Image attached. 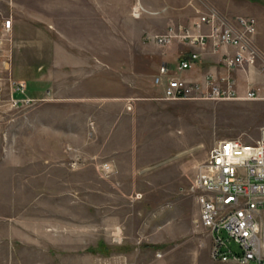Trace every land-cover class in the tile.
Wrapping results in <instances>:
<instances>
[{"label": "rangeland", "instance_id": "obj_1", "mask_svg": "<svg viewBox=\"0 0 264 264\" xmlns=\"http://www.w3.org/2000/svg\"><path fill=\"white\" fill-rule=\"evenodd\" d=\"M52 1L0 0V264H232L209 258L187 188L216 141L264 127V0L221 3L233 15L207 7L256 27L257 55L238 72L250 81L235 88L257 90L253 101L158 100L152 74L176 57L161 62L174 42L139 33L154 13L140 0H98L107 18L67 22ZM9 15L27 23L25 45L10 42ZM65 42L69 66L52 68Z\"/></svg>", "mask_w": 264, "mask_h": 264}, {"label": "built area", "instance_id": "obj_2", "mask_svg": "<svg viewBox=\"0 0 264 264\" xmlns=\"http://www.w3.org/2000/svg\"><path fill=\"white\" fill-rule=\"evenodd\" d=\"M140 10L133 6L131 16L136 17ZM3 28L9 30L8 20L4 21ZM254 34L251 19L236 17L226 20L210 9L197 13L185 26H173L163 34L145 35L143 39L154 45L167 46L176 42L197 50L180 54L172 67L158 66L152 76L153 85L161 88L157 99L258 100L254 89H247L238 96L237 82L230 75L249 66L253 56L257 55ZM217 54L216 63L223 68L224 74L207 73L200 82L178 76ZM12 87L16 93L24 91L21 83ZM9 101L14 106L20 102L12 96ZM187 193L197 205L196 224L209 240L208 256L211 260L264 264V127L258 129L255 139L216 141L205 159L195 166Z\"/></svg>", "mask_w": 264, "mask_h": 264}, {"label": "crops", "instance_id": "obj_3", "mask_svg": "<svg viewBox=\"0 0 264 264\" xmlns=\"http://www.w3.org/2000/svg\"><path fill=\"white\" fill-rule=\"evenodd\" d=\"M201 1L203 3H200L199 5L197 3L198 2L197 0H140L141 5L154 14H147L144 15L142 18H140L141 24L140 27L138 28V31L139 33H143L144 36L155 35V34L164 33V31L166 30V28H168V26H172V25L185 26L195 17V12H200V13L206 12L208 11L207 7H211L210 5H212L215 9H218L222 12H226L230 15L234 14V12L229 11L228 8L225 9V11H223L224 7L223 5H221V3H227L228 5L229 4L228 2H230L229 0H201ZM52 3L57 5L55 7L56 9H58L56 13L58 15L60 13L59 15L60 19L63 21H67V22H69L70 20L72 21L75 19V16L77 17V15L81 13L83 14L82 18L86 20L107 18V16L104 13L105 11H102L95 4V3H100V1L98 0H53ZM77 4L80 5L83 4V6H77ZM85 5L92 6L93 8L92 14L90 13V11L89 12L87 11ZM226 10H228V12ZM127 11L128 10H126L125 12L127 13ZM258 12H259L258 9L254 8L253 10H249L247 15L257 18ZM9 21H10V29L8 33L10 37V42L14 41V36L15 37L17 36V39L19 38L20 43L23 45H25V43H27L28 40L32 39L26 36L28 30L25 29V27H27L26 22H24L22 19H15L10 15H9ZM257 25L259 26V24ZM16 27H18V30L16 31L18 33L14 32L15 31L14 29ZM64 44H65L64 46L54 45V50L56 52L54 55V61H53L54 65L52 66V68L54 67L62 68L64 66H69V64L66 63L65 60H63L62 58L60 59L61 56H67L69 53L67 47L69 45L67 44V42H65ZM33 48H35V50L38 51V46H35ZM196 51L197 50L194 47H189L174 42L169 47H167L164 52H161V54H159L157 58L161 60V62L167 63L166 61L173 56L176 57L175 58L176 61L179 53L196 52ZM94 60L96 62L97 58H94ZM217 60L218 57L202 60L199 63H196V65L193 68L182 71L181 73L178 74V76L187 81L200 82L203 76L206 75L207 73H214L217 75L224 74L225 71L221 66H219L216 63ZM174 63L172 64L167 63L166 65L172 67ZM157 68L158 67H156V70ZM156 70L153 72L152 76L155 74ZM238 72L241 71H234L230 73V75L235 80H237V78H241L247 83H249L250 81V76L248 75L249 73L248 74L245 73L243 76L240 77L238 76ZM236 94H238V92H236Z\"/></svg>", "mask_w": 264, "mask_h": 264}]
</instances>
